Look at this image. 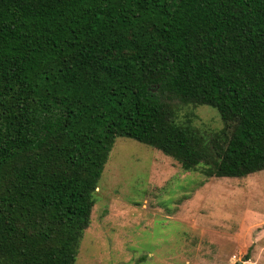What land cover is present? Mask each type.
I'll list each match as a JSON object with an SVG mask.
<instances>
[{
    "label": "trees",
    "instance_id": "obj_1",
    "mask_svg": "<svg viewBox=\"0 0 264 264\" xmlns=\"http://www.w3.org/2000/svg\"><path fill=\"white\" fill-rule=\"evenodd\" d=\"M120 136L210 177L264 170V0H0V264H77Z\"/></svg>",
    "mask_w": 264,
    "mask_h": 264
},
{
    "label": "rangeland",
    "instance_id": "obj_2",
    "mask_svg": "<svg viewBox=\"0 0 264 264\" xmlns=\"http://www.w3.org/2000/svg\"><path fill=\"white\" fill-rule=\"evenodd\" d=\"M164 99L203 133L224 126L212 106ZM95 201L77 264H264V170L210 177L120 136Z\"/></svg>",
    "mask_w": 264,
    "mask_h": 264
},
{
    "label": "water",
    "instance_id": "obj_3",
    "mask_svg": "<svg viewBox=\"0 0 264 264\" xmlns=\"http://www.w3.org/2000/svg\"><path fill=\"white\" fill-rule=\"evenodd\" d=\"M242 262H239V264H241Z\"/></svg>",
    "mask_w": 264,
    "mask_h": 264
}]
</instances>
